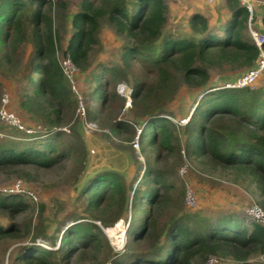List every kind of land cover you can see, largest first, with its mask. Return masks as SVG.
<instances>
[{
    "label": "trees",
    "instance_id": "obj_1",
    "mask_svg": "<svg viewBox=\"0 0 264 264\" xmlns=\"http://www.w3.org/2000/svg\"><path fill=\"white\" fill-rule=\"evenodd\" d=\"M54 5L53 0H0V62L14 65L19 59L20 108L39 121L46 134L22 140L17 146L12 140H1L0 169H50L71 158L79 147L74 136L68 139V145L65 133L57 131L74 118L78 98L58 59ZM227 6L231 19L221 34L210 29L207 16L195 13L190 24L200 39L173 35L161 38L167 22L164 0H81V8L72 19L75 32L64 55L72 57L78 75L88 69L85 63L102 18L107 17L129 40L119 62H102L93 69L89 119L103 118L113 110V104L119 102L118 85L130 84L129 75L135 70L152 80L149 85L134 84L131 95L136 105L161 103L162 94L170 86L177 87L179 81L204 94L185 125L175 122L171 111L160 108L154 113L156 107L148 105L152 108L146 109L149 119L142 131L141 148L149 156L145 155L147 166L138 184L129 190L117 172L97 175L83 191L91 219L68 226L57 250L35 245L34 241L22 245L18 256L21 264H72L80 255L97 258L103 244L112 256L113 248L103 227L128 220L124 209L129 206L128 240L134 249L143 244L150 249L124 252L116 258L117 264H199L198 257L209 256L225 258L229 264H263L264 227L255 221L247 224L246 210L242 215L224 212L198 223L183 217L167 220L162 228L158 225L177 184L157 164L181 150L182 127L189 130L186 145L190 156L233 169L239 178L250 180L263 195L259 203L264 207V84L257 89L209 87L211 66L241 64L251 68L260 58L261 49L249 31V25L256 27L255 12L250 19L247 7L239 0H227ZM261 22L264 25V14ZM261 77L264 70L258 79ZM118 104L122 107L124 101ZM113 126L133 131L125 121H116ZM28 208L21 194H0V213L13 220ZM20 233L14 221L7 227L0 226V247L8 239L21 238Z\"/></svg>",
    "mask_w": 264,
    "mask_h": 264
},
{
    "label": "rangeland",
    "instance_id": "obj_2",
    "mask_svg": "<svg viewBox=\"0 0 264 264\" xmlns=\"http://www.w3.org/2000/svg\"><path fill=\"white\" fill-rule=\"evenodd\" d=\"M53 1L55 2L52 12L54 27L59 39L58 59L61 61L64 59L66 48L75 32L72 19L81 8V0ZM202 1L164 0L167 6V22L163 27L161 38L173 35L175 37L200 39V36L192 30L190 19L193 14L199 12V2ZM204 1L206 5L215 8L212 12L217 15H219V10L226 8L227 4V0L220 2L216 0L214 3ZM252 2L256 14L255 18L261 19L264 14V0H252ZM225 16L224 14L223 17ZM214 21L216 23L215 19ZM216 24L212 28L217 34H221L223 24L221 21ZM251 28L264 32V28L258 29L255 25H249L250 34ZM128 42V38L120 34L107 17L100 20L96 43L90 50L85 63L88 69L77 76L78 86L76 85V88L81 90L79 91L80 94H83L85 113L80 111L81 105L78 100L76 113L70 124L61 125L57 128V131L65 133L64 140L68 145V139L73 136L76 138V142L79 144L76 154L46 170H35L30 167H25L27 168L26 171L16 167L0 169V194H21L29 204L28 211L19 214L14 220L6 214L0 213V226L7 227L14 221L20 227L22 236L16 240L8 239L3 242L0 247L2 264H21L18 258L21 246L28 245L33 241L35 245H37V241H44L49 246V250H57L61 242L62 232L68 226L77 221L90 220L91 214L86 209L87 201L83 191L85 186L90 184L97 175L107 171L117 172L129 190L138 184L142 178L143 169L147 166L145 155L149 156L148 152L144 155L141 148L142 131L149 119L146 109L152 108L147 107L148 105L156 107L154 113L160 111V108L171 111L173 114L171 118L175 122L185 125L204 94L197 88L179 81L177 87L170 86V89L162 94L161 103L150 102L136 105L130 94L131 91L133 92L134 84L145 82L149 85L152 80L139 70H135V74L129 75L130 84L121 82L126 87L124 91L120 92L117 88L119 102L113 104V110L110 109L106 112L103 118L97 116L89 119L88 111L92 105L89 100L91 86L89 82L93 69L102 62H119L123 47ZM0 60H2L1 57ZM20 67L19 59L14 65L6 64L3 66L0 62V109L3 98L8 95L9 102L6 105L8 111L14 114L16 118H20L26 129L34 130L33 133H29L26 129H20L17 125L8 121L3 122L0 119V141L3 139L12 140L16 146L22 140L27 142L26 139L35 140L37 135H46L44 126L39 121L32 120V117L20 108L22 98V81L18 74ZM251 68L241 64L211 66L208 71L211 76L209 87L214 89L226 88L225 86L235 83ZM70 81L71 79L69 83L72 87ZM263 84L264 77H261L251 86V89H257ZM210 88L208 91L213 90ZM79 93H75L77 98H79ZM152 95L151 91L150 96L152 97ZM122 100L124 104L120 107L118 103ZM94 105L95 103H93ZM120 120L130 124L133 131L116 129L113 124ZM188 132L186 127L180 128V136L183 140L181 150L157 164L170 180L177 184V188L172 194V201L158 222L159 227L162 228L169 219L177 220L187 217L198 223L202 218H212L224 212L234 211L242 215L244 214L243 210H246L253 203H257L264 210V207L259 203L263 195L255 184H251L250 180H245L243 177L239 178L233 169H224L222 166L189 155V145H186ZM183 169L186 170L184 173H182ZM189 188L193 189L196 194V204L192 206L188 204L186 199ZM12 189H20V193H10ZM29 192L34 193L35 197L31 196ZM124 210L130 213L132 206ZM128 213H125V215H129L128 220L120 219L116 222L107 223L108 226L103 227L107 233L110 231L117 240L114 244L109 233L107 235L105 232L113 248L112 256L108 254V248L103 244V250L97 258L80 255L74 259L72 264H117L115 263L116 258H120L124 252L131 253L136 249L139 251L150 249L147 244L134 249L128 240L126 230L130 222V214ZM95 222L103 225L101 221ZM251 222L246 221L247 224ZM122 230L125 232L124 238H120ZM211 257L218 259L217 264L230 263V260L218 256L198 257L196 261L199 264H208ZM260 262L264 264V258H260Z\"/></svg>",
    "mask_w": 264,
    "mask_h": 264
},
{
    "label": "built area",
    "instance_id": "obj_3",
    "mask_svg": "<svg viewBox=\"0 0 264 264\" xmlns=\"http://www.w3.org/2000/svg\"><path fill=\"white\" fill-rule=\"evenodd\" d=\"M209 3H214L216 0H207ZM239 2L247 7L249 13H250V19L253 16L254 13V7H253V2L252 0H239ZM251 26V25H250ZM251 35L257 44V46L261 49L260 53V58L257 61L256 65L253 66L242 78L238 79L235 83L229 84L228 86H225L226 88H245V87H250L253 86L258 77L260 76L261 72L264 70V32H259L258 30H255L251 28ZM61 67L63 69L64 74L68 78V80L71 79V85H72V90L75 93H79L81 91L80 89L77 90L76 85H77V72L78 69L76 65L74 64L72 57L70 55L64 56V59L60 61ZM78 86V85H77ZM79 88V87H78ZM126 87L123 84L118 85V89L120 92L124 91ZM132 94V91L130 92ZM78 100L79 104L81 105V110L82 113H85V102L83 100V94H78ZM3 104L0 109V119L4 121H8L11 124L17 125L20 129H26L20 120V118H16L14 114L8 111L6 105L9 102V96L5 95L3 98ZM26 131L29 133H33L34 130L27 128ZM186 170L183 169L182 173H184ZM20 193V189L17 190H11L10 193ZM31 196L35 197L34 193L29 192ZM187 202L189 205H195L196 204V194L194 193L193 189H188L187 196H186ZM246 215H247V221H255L258 223H261V225L264 227V210L258 205V204H252L246 209ZM37 245H41L46 249H49V246L44 243V241H37ZM217 262V259L215 257H211L208 260V264H215Z\"/></svg>",
    "mask_w": 264,
    "mask_h": 264
},
{
    "label": "crops",
    "instance_id": "obj_4",
    "mask_svg": "<svg viewBox=\"0 0 264 264\" xmlns=\"http://www.w3.org/2000/svg\"><path fill=\"white\" fill-rule=\"evenodd\" d=\"M221 0H219L218 2H220ZM226 3V2H225ZM199 7L200 10L198 13L204 14L205 16H208V18L210 19V29H213L212 27L217 25L216 23H219L221 21V24H226L230 19H231V11L229 9V7L226 4V8L219 10V15L213 13L212 11L215 9L213 6L211 5H206V2L203 0L202 2H199ZM194 9V7H193ZM195 12V11H194ZM224 14L226 15L225 17ZM214 19L216 20V23L214 21ZM256 27L259 29H263L264 25L261 22V19L258 18V20L256 21ZM257 204V203H254Z\"/></svg>",
    "mask_w": 264,
    "mask_h": 264
},
{
    "label": "bare ground",
    "instance_id": "obj_5",
    "mask_svg": "<svg viewBox=\"0 0 264 264\" xmlns=\"http://www.w3.org/2000/svg\"><path fill=\"white\" fill-rule=\"evenodd\" d=\"M108 233H109L110 237L113 239V242L115 244L117 242V240L113 237V235L110 231H108ZM124 234H125V232L122 230V233L120 234V238H124V236H125Z\"/></svg>",
    "mask_w": 264,
    "mask_h": 264
},
{
    "label": "water",
    "instance_id": "obj_6",
    "mask_svg": "<svg viewBox=\"0 0 264 264\" xmlns=\"http://www.w3.org/2000/svg\"><path fill=\"white\" fill-rule=\"evenodd\" d=\"M104 231L107 233V231L104 229ZM107 235H108V233H107Z\"/></svg>",
    "mask_w": 264,
    "mask_h": 264
}]
</instances>
